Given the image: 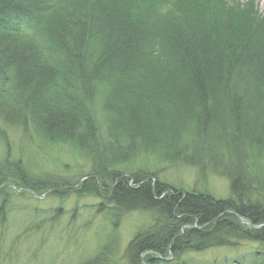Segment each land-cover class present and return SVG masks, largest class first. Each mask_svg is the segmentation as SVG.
<instances>
[{
	"label": "trees",
	"instance_id": "16d2710c",
	"mask_svg": "<svg viewBox=\"0 0 264 264\" xmlns=\"http://www.w3.org/2000/svg\"><path fill=\"white\" fill-rule=\"evenodd\" d=\"M0 118L92 161L81 181L53 183L0 160L1 223L8 189H64L66 198L99 199L116 223L151 217L127 264H201L190 255L242 243L258 245L250 264H264L257 0H0ZM139 152L223 177L230 197L124 172Z\"/></svg>",
	"mask_w": 264,
	"mask_h": 264
},
{
	"label": "rangeland",
	"instance_id": "374dc122",
	"mask_svg": "<svg viewBox=\"0 0 264 264\" xmlns=\"http://www.w3.org/2000/svg\"><path fill=\"white\" fill-rule=\"evenodd\" d=\"M257 3L260 14H264V0ZM0 160L5 166H10L8 161L21 163L25 169L17 167L16 172L27 179H53V183L81 181L92 166L91 160L69 146L50 144L32 127L17 130L1 118ZM125 165L121 169L126 173L142 171L175 187L206 191L217 199L230 197L229 182L210 171L201 174L197 168L164 162L144 152L131 156ZM7 192L5 222L1 223L0 213V264H127L129 243L152 223L148 214L139 212L116 223L107 212L99 211V199L66 198L64 189L56 196H40L21 188ZM4 200L0 196V210ZM257 247L242 243L237 248L190 257L201 264H250L249 256Z\"/></svg>",
	"mask_w": 264,
	"mask_h": 264
}]
</instances>
